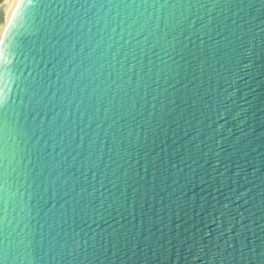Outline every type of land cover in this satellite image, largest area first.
Instances as JSON below:
<instances>
[{"label":"water","instance_id":"obj_1","mask_svg":"<svg viewBox=\"0 0 264 264\" xmlns=\"http://www.w3.org/2000/svg\"><path fill=\"white\" fill-rule=\"evenodd\" d=\"M93 2L111 6L80 9L65 23L57 5L67 0H35L30 14L34 47L20 58L18 75L26 81L52 73L51 110L36 123L55 118L59 128L46 147L38 133V146L46 160L74 165L76 190L87 189L80 215L69 213L61 224L58 212L47 213L63 204L53 200L32 211L31 228L40 233L43 225L45 236L74 231L88 241L94 262L93 247L103 244L100 264H246L252 249L258 260L264 0H147L148 7H140L145 0H87ZM49 48L60 49L51 62ZM6 168L0 153V186ZM12 199L8 207L0 187V241L11 232L19 244L28 221ZM65 199L71 203L72 194ZM5 207L11 225L3 222Z\"/></svg>","mask_w":264,"mask_h":264},{"label":"snow or ice","instance_id":"obj_2","mask_svg":"<svg viewBox=\"0 0 264 264\" xmlns=\"http://www.w3.org/2000/svg\"><path fill=\"white\" fill-rule=\"evenodd\" d=\"M8 3L12 4L10 11H7ZM110 6L96 2L89 5L87 0L84 4L79 5L73 0H67L66 4L57 5L61 13L65 15V23L80 9L87 10V14L88 11ZM121 6L129 7L127 4ZM148 6L147 0L140 5V7ZM35 7V0H3V3L0 4V141H2L0 153H3V160L7 164L3 185L0 187L4 191L8 207L13 204L12 198L15 197L16 208L24 213L25 219L28 221L24 224V228L20 229V232H23V239L19 241V244L14 242L15 237L11 232L5 236L3 241H0V244L3 245L0 248V253L3 256L0 264H100L98 255L107 252L103 244L99 250L93 247L92 254L97 256L94 262L88 259V241L79 239L78 234L74 231L68 232L61 228L60 232L55 235L50 232L48 236H45L42 231L43 225L40 226V233L31 228L32 211L35 209L39 212L43 208H47V205L53 200H62L63 204L60 209H56L53 204L52 208H47V213H51L55 217L58 212L60 223L67 224L69 213L75 218L83 212L84 209L80 205L81 200L84 199L83 194L87 192L84 187H81L79 191L76 190L79 178L74 173H69V168L74 165L65 166L64 162L54 158L53 161L46 160L38 146L39 138L46 137V147L47 140L53 139V136L50 135L53 129L59 131L55 118L36 123L37 117L42 112L47 116L48 111L51 110V100L48 98L47 88L52 83L50 79L52 73H39L26 81L18 75L21 71L20 58L25 55L26 51L31 52L34 47V42L31 40L32 32L28 25L31 19L30 14ZM131 7L135 8L137 5L133 4ZM161 7L164 6L161 5ZM181 7L183 6L181 5ZM188 7L191 8L192 5H188ZM200 7H206V5H200ZM261 7L264 8V2ZM185 19L187 20L188 17ZM201 27H205V25H201ZM59 51V48L48 49L49 62L56 57ZM64 55L67 53L65 52ZM161 63L164 62L161 61ZM56 75L59 81V72ZM13 88L16 89L15 95H12ZM46 98L48 103L44 102ZM124 106V102H122L121 107ZM56 115L58 116L59 113ZM34 138H37L35 146L32 144ZM34 155L35 160L33 159ZM83 167L84 165H81V168ZM66 173L68 176L65 175ZM81 175L87 180V175L84 172H81ZM69 176H71L72 183H69ZM10 179L13 182L11 184L9 183ZM14 185L18 186L13 192ZM70 193L72 194L71 203L65 199ZM25 196H27V202ZM33 199L37 201L35 204L32 203ZM8 207L4 209L3 222L11 225L13 221L8 219ZM92 209L96 210L94 204ZM15 210L13 208V211ZM15 219L13 217V220ZM73 222H75L74 219ZM20 223L21 221H16L17 228ZM20 245L23 246V252L20 250ZM112 247H116V245L113 244ZM81 255L85 257L84 261L79 259ZM244 255L241 253L242 257ZM258 255L259 259H254L257 253L255 249H252L246 264H264V250ZM68 256L72 257L71 261L67 260ZM57 257L60 259L58 260Z\"/></svg>","mask_w":264,"mask_h":264}]
</instances>
